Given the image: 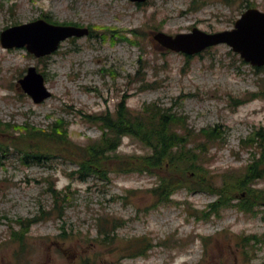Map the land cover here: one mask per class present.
<instances>
[{
	"label": "rangeland",
	"instance_id": "obj_1",
	"mask_svg": "<svg viewBox=\"0 0 264 264\" xmlns=\"http://www.w3.org/2000/svg\"><path fill=\"white\" fill-rule=\"evenodd\" d=\"M247 8L264 12V0H0V32L40 18L89 30L43 57L0 44V145H9L0 153V264H264V206L254 213L234 206L264 192V177L236 191L233 206L203 218L200 212L216 200L208 191L182 186L158 202L149 192L156 178L144 173L111 169L108 180H79L70 175L77 165L54 141L42 143L44 153H53L41 164L19 157L37 142L21 135L25 123L46 129L62 119L66 139L83 148L100 136L83 116L113 114L122 99L132 111L156 102L196 131L221 132L202 165L214 190L223 174L226 187L233 186L229 171L241 170L248 141L259 143L264 134V66H251L225 44L186 56L152 35L228 30ZM29 66L51 93L40 103L17 85ZM116 153L143 156L148 149L123 136ZM49 185L67 195L61 215H46ZM28 219L36 221L20 228ZM102 225L113 232L108 238L98 234ZM138 244L151 247L133 255Z\"/></svg>",
	"mask_w": 264,
	"mask_h": 264
},
{
	"label": "trees",
	"instance_id": "obj_2",
	"mask_svg": "<svg viewBox=\"0 0 264 264\" xmlns=\"http://www.w3.org/2000/svg\"><path fill=\"white\" fill-rule=\"evenodd\" d=\"M83 117L88 123L97 126L100 131V136L97 139L89 140L83 145V148L82 146L74 147L66 139V132L62 128L65 122L62 119L46 129H39L25 123L21 135L33 138L37 142L34 146L24 149V153L16 150L21 154L19 156L21 161L25 164L29 162L41 164L53 153H49L48 150L45 151L49 155L44 153L42 151L44 149H40L42 143L48 141L61 143V145L55 143V147L61 146L57 152L61 153L63 149L67 153L68 160L75 162L77 168L70 175L79 180H85L90 176L108 180V174L112 169L116 173L136 172L155 177V185L149 192L158 202H168L169 196L174 190L182 186L188 191H208L215 194L216 200L200 212L203 218L217 213L222 208L233 206L230 201L235 198L236 191H247L250 189L249 184L264 177V134L262 130L258 135L261 137L259 143L255 138H252L245 146L246 141L241 140L240 143L245 147H250L251 152L249 160L239 172L229 171L228 179L234 180V185L228 184L226 187V176L223 174L220 188L214 190L211 175L202 164L204 160H207L208 150L215 143L214 140L222 135L216 127H207L196 131L187 125L185 117L171 108L153 102L143 104L138 111H132L125 105L124 99L117 104L113 114L100 113ZM123 136L130 137L142 144L148 149V153L143 156L118 155L116 151ZM13 145L22 149L25 147V145L21 146L19 141H14ZM8 148L9 145L5 148L0 145V153ZM47 191L52 202L51 210L46 215L54 212L61 215L62 205L67 201V195L64 191H57L50 185ZM252 198L247 195L234 206L243 213H254L256 207L264 206V192L261 191L260 194H255ZM35 221L36 219L20 221V228L27 229L28 223ZM118 226L119 224L116 222L112 230ZM112 230H108L105 225H102L98 229V234L103 235L105 239L113 233ZM150 247L149 244H138L133 255H144Z\"/></svg>",
	"mask_w": 264,
	"mask_h": 264
},
{
	"label": "water",
	"instance_id": "obj_3",
	"mask_svg": "<svg viewBox=\"0 0 264 264\" xmlns=\"http://www.w3.org/2000/svg\"><path fill=\"white\" fill-rule=\"evenodd\" d=\"M128 1L140 4L147 0ZM88 34L86 27L57 25L40 18L2 30L0 44L4 48L24 47L33 56L43 57L53 53L65 39ZM152 37L163 48L186 56L225 44L251 66H264V12L256 8L243 11L228 30L207 33L194 27L189 32L175 35L158 31ZM17 85L33 103H40L51 95L45 86L43 75L33 66L26 69L25 74L17 80Z\"/></svg>",
	"mask_w": 264,
	"mask_h": 264
}]
</instances>
